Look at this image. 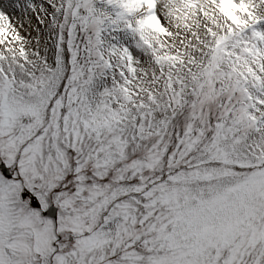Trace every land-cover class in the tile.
Segmentation results:
<instances>
[{"label": "snow or ice", "instance_id": "obj_1", "mask_svg": "<svg viewBox=\"0 0 264 264\" xmlns=\"http://www.w3.org/2000/svg\"><path fill=\"white\" fill-rule=\"evenodd\" d=\"M0 264H264V0H0Z\"/></svg>", "mask_w": 264, "mask_h": 264}]
</instances>
